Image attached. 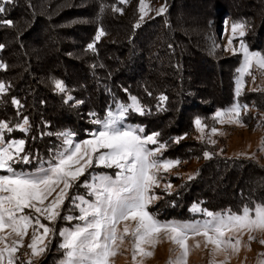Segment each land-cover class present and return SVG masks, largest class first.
Instances as JSON below:
<instances>
[{"label": "trees", "instance_id": "16d2710c", "mask_svg": "<svg viewBox=\"0 0 264 264\" xmlns=\"http://www.w3.org/2000/svg\"><path fill=\"white\" fill-rule=\"evenodd\" d=\"M151 1L166 3L167 12L139 28L134 27L139 22L136 11L121 18L108 7L117 0H15L6 5L3 18L13 20L14 26L0 25V65L6 66L0 67V83L8 88L0 96V121L10 122L12 136L25 139L27 151L50 159L60 146L56 133L87 137L94 119H103L119 104H130L135 96L150 114L130 112L127 121L143 126L146 134L160 133L158 141L166 144L163 159L184 160L183 153L171 147L190 128L194 111L214 113L233 104L249 109L247 96L237 95L235 89L240 61L224 65L226 71L207 50L204 37L214 30L211 21L228 17L256 30H248L242 39L264 54V0ZM127 4L117 6L125 9ZM100 27L106 35L95 41ZM89 43L95 44V51L87 48ZM53 79L65 83L74 103L54 88ZM197 85L211 91L193 92ZM161 96L168 99L161 101ZM195 96L206 102L199 104ZM22 117L30 121L29 133L16 127ZM172 121L174 126L164 133L163 127ZM244 164L210 158L195 178L171 195L173 216L190 218L196 206L239 213L244 206L264 201V169ZM21 165L36 170L38 162ZM50 259L43 264H58L59 258Z\"/></svg>", "mask_w": 264, "mask_h": 264}, {"label": "snow or ice", "instance_id": "6c2138e0", "mask_svg": "<svg viewBox=\"0 0 264 264\" xmlns=\"http://www.w3.org/2000/svg\"><path fill=\"white\" fill-rule=\"evenodd\" d=\"M14 3L15 0H0V25L14 26L13 20L3 18L7 11L6 5ZM117 3L127 4L129 0H117ZM117 3L108 7L122 15L124 9L118 7ZM167 7L166 3L162 4L154 9L155 14H165ZM148 11L145 0H139L140 16L139 22L134 25L135 28L141 26ZM104 35L106 32L100 27L95 41H99ZM245 35L246 24L233 23L232 39L228 40L227 50L236 54L233 40ZM239 45L243 65L238 70L237 95L240 94L244 77L254 78V66L260 70L261 76H264V54L250 51L242 39ZM3 47L4 45L0 44V49ZM87 48L96 50L94 43H89ZM53 83L57 91L66 92L62 80L53 79ZM7 91V86L0 83V96ZM68 99L71 100L72 97L69 96ZM159 99L166 101L168 98L161 96ZM131 100V105L119 104L115 110L110 108L103 119H94L93 123L100 125V130L91 133V139L74 143V133H56L58 138H63L61 149L53 152L48 160H43L37 153L27 151L25 139L6 140L5 132H12L13 127L10 122L0 121V170L4 173L0 174V264H16V254L24 247V238L29 235L30 228L32 233L27 248L31 251L25 253L30 257L27 264H32V258L46 252V240L57 234L62 238L59 248L64 253L60 264H111V258L117 254L129 236L132 258L136 264H142V260L137 261L138 256L152 257L155 247L164 240L172 243L175 246L173 252L178 253L169 264H188L191 251L188 241L193 237H203L205 247L213 246L212 264H217L215 257L221 253L226 254V257L220 264H227V256L239 252L244 234L248 235L249 242L257 240L258 236L261 237L258 242L264 245V201L244 206L239 213L228 210L227 214H222L204 210L210 219L202 222L161 221L148 211L149 204L159 198L150 194L153 187L159 186L156 173L160 169L170 171L181 161L156 159L157 152L166 147L165 143L157 139L160 133L142 135V127L125 124L130 112L150 114V110L142 107L135 96L131 97ZM13 103L18 108L21 107L19 100H13ZM241 109L247 110L248 105L233 104L227 109L218 110L215 119L220 124L235 123L244 126L240 119ZM90 115L96 117V113ZM195 126L202 134L207 127L200 118L195 120ZM16 127L23 133L31 131L27 117H22V122ZM211 132L216 134L217 129L213 127ZM180 139L182 137L176 138L174 142L179 143ZM209 142L215 143L213 140ZM149 144H158L159 147L150 149L147 147ZM261 151H264V143ZM205 156L210 158L207 152ZM34 161L38 162L35 171L17 170L14 167ZM96 166L116 169L115 178L111 175L97 176L88 173L91 182L86 179L81 184L89 190L85 195L93 199L75 194L69 198V189L74 187L75 182L84 176L89 168ZM191 178L190 176L189 179ZM171 187V184L165 185L166 190ZM66 199L70 205L67 211L75 209L79 215L61 216ZM26 209L30 211L26 213ZM41 218L48 223H43ZM58 219L79 220L81 223L76 224L74 228L57 232L50 225L55 224ZM128 221L134 222L131 230L126 223ZM121 224L124 225L123 228L120 227ZM6 230H9L7 234ZM229 233L233 235H228ZM196 247H199V242ZM21 264H24V261H21Z\"/></svg>", "mask_w": 264, "mask_h": 264}, {"label": "rangeland", "instance_id": "374dc122", "mask_svg": "<svg viewBox=\"0 0 264 264\" xmlns=\"http://www.w3.org/2000/svg\"><path fill=\"white\" fill-rule=\"evenodd\" d=\"M145 4L148 8V15L145 16V19L141 23H146L154 18H157L160 15H156L154 9L159 8L162 4V2H153L151 0H145ZM139 7V0H129V3L124 9L123 14L121 15L119 12L118 15L121 18H125L128 13L130 12H137L138 19L140 16V13L138 12ZM240 21H234L229 20V18H224L222 20H214L211 21L210 25L213 26L214 30L210 34H206L204 37V40L207 44V50H209L212 57L221 63V65L224 67V65L232 66L233 64L240 61L239 69L243 65V55L239 52V41L242 39L240 37H237L233 40V45L237 49L236 54H233L231 51L227 50V44L228 40L232 39L231 36V25L233 23H237ZM250 30L252 33L256 31L255 29L246 26V33ZM105 36V35H104ZM106 40L108 38L106 37ZM105 40V41H106ZM243 40V39H242ZM245 43V41L243 40ZM216 45L215 47L213 45ZM246 45V43H245ZM250 51H255L252 48H250L248 45H246ZM258 52V51H255ZM226 71H230L229 69L225 68ZM238 69V70H239ZM254 73L253 76H245L243 79V85L240 89V93L247 96V99L250 101V107L247 110H244L242 114V118H240L243 121L244 126L237 125L235 123L229 124H220L215 119L216 112L212 113L210 110H202L199 109L197 111H194L191 114L192 118V124L189 127H187L188 130L184 133H180L179 137H182V139L179 140V143H175L173 141L174 147H171V149L175 148L178 150H175L179 153H183L184 160L179 159H168V160H179L181 163L170 169V171L165 172L163 169H160L156 175L159 179V186L153 187L151 190L152 195H155L159 197L158 199L154 200L152 203L148 206V211L153 213L159 220L161 221H179V222H195V221H204L209 220L210 217H208L205 214V211L201 207H193L190 209L191 217L190 218H177L175 215V212L171 207L168 205V200L170 201L173 199L171 198V195L179 191L181 188H183L191 179L195 178L200 168L204 165L206 161H208L210 158H216V160H229V159H237L239 162L245 163L244 165H254L258 166L260 168L264 169V151H261L262 143H264V76H261L260 70H257L256 66L252 69ZM239 77V72H237L236 77V88L237 89V78ZM160 83H164L162 80H160ZM165 85V84H163ZM54 86V83H53ZM66 86V85H65ZM55 88V86H54ZM197 88V89H196ZM200 89V90H198ZM193 92H199L205 93L206 91H211L209 88L205 86H194ZM69 88L66 87L67 93ZM69 97V95H66ZM196 97V101L199 104H203L206 102L202 101L201 99H198V96ZM73 99V103L75 98ZM197 103V104H198ZM132 100L130 102L131 105ZM118 107V105H117ZM116 107V108H117ZM177 116V114H176ZM129 116H127L128 119ZM197 118H200L203 123L207 126L204 130V133L202 134L200 131L197 130L195 126V120ZM125 121V124L131 127H142L143 126L138 124H133L129 121ZM171 121V120H170ZM175 124V121L170 122V125H166L163 127V132L165 133L167 130L171 129ZM187 126V124H186ZM186 126L178 127L179 129H176V132H181ZM184 127V128H183ZM215 127L217 129V133L213 134L211 132V128ZM175 128V127H174ZM100 130V125L96 124L94 129L91 131V133ZM12 132H5V139L6 140H18L17 138H14ZM142 135H148L144 132ZM21 139V138H20ZM62 137H59L60 140V146L58 150L61 149V141ZM73 142H82L84 140L91 139V134L89 136L77 139L75 136L72 137ZM158 139V138H157ZM213 140L215 143H210L209 141ZM26 147V144H25ZM150 149H156L158 148L157 145L149 144L147 146ZM57 150V151H58ZM165 148L162 149L160 152H157L156 159H163V152ZM103 151V150H102ZM210 154V158L205 156V153ZM251 157H256L255 159H252ZM95 164V161H94ZM14 167H16L17 170L23 169L24 171H35V170H29L26 168H23L21 164H17ZM117 170L114 168H103V167H92L87 170L84 176H81L77 182H75L74 187L69 189L68 196L71 198L74 194L75 195H84L86 199H93V197H89L86 194L88 189L84 188L81 184V182L85 181L86 179L91 182V177L88 175V173H91L92 175H111L113 178H115V172ZM0 174H4L2 170H0ZM192 177L189 179V177ZM171 184V189L166 190L165 185ZM55 195V193L53 194ZM51 199V198H50ZM70 207L69 201L66 199L64 201V211L61 212V216L66 215H73L77 216L79 215L78 210H72L71 212L67 211V209ZM173 210V211H172ZM30 210H25L26 213H28ZM216 213V212H213ZM219 213V212H217ZM227 214V213H222ZM34 215V214H33ZM41 221L43 223H48V221L43 220L41 218ZM81 223L79 220H72L68 221L66 219H58L55 224L50 225L53 227L57 232L65 229V228H74L76 224ZM131 227L134 226V222L128 221L126 222ZM123 224L120 225L121 228H123ZM6 230V233L7 234ZM42 231V230H41ZM32 229H29V235L24 238V247L20 248L19 251L16 254L17 260L16 264H21V261H24V264H27V261L29 260V256L25 255V253H30V249L27 248V245L30 243V237H31ZM228 235H233L232 233H229ZM12 237L10 236L9 239ZM261 237H257V240H253L251 242L248 241V235L244 234L241 238V245L238 253L230 254L227 256V264H262L264 262V245L258 242V240ZM62 242V238L57 234L55 236H50L48 240H46V243L48 244L47 251L44 252L39 257L32 258V264H43L47 261V259H50L53 261L55 257L59 258L58 264H60V261L64 255L63 250L59 248V244ZM197 242H199V247H196ZM191 251L188 256V264H212L213 256H212V245H208L205 247V241L203 237H193L190 238L188 241ZM247 245V246H245ZM174 245L170 243L167 240H164L162 243H159L154 251V255L149 258H142L137 257V261L142 260V264H169L170 260L175 259L176 255L178 253H174ZM132 245H131V237H127L123 243V245L120 246L119 251L117 254L111 258V264H136V262L133 261L132 258ZM226 257V254L221 253L215 257V260L217 264H220V262L224 261Z\"/></svg>", "mask_w": 264, "mask_h": 264}]
</instances>
